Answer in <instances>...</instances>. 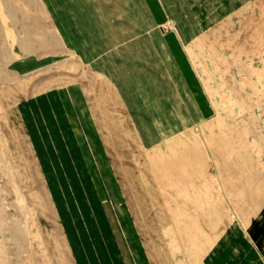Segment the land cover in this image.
I'll list each match as a JSON object with an SVG mask.
<instances>
[{
	"label": "rangeland",
	"instance_id": "rangeland-1",
	"mask_svg": "<svg viewBox=\"0 0 264 264\" xmlns=\"http://www.w3.org/2000/svg\"><path fill=\"white\" fill-rule=\"evenodd\" d=\"M0 264H264V0H0Z\"/></svg>",
	"mask_w": 264,
	"mask_h": 264
},
{
	"label": "bare ground",
	"instance_id": "bare-ground-1",
	"mask_svg": "<svg viewBox=\"0 0 264 264\" xmlns=\"http://www.w3.org/2000/svg\"><path fill=\"white\" fill-rule=\"evenodd\" d=\"M28 50H29V49H28ZM31 205H32V204H31ZM33 206H35V205H33ZM32 214H33V213H32ZM31 219H32V218H31ZM31 221H32V220H31ZM31 221H30V222H31ZM31 223H32V222H31ZM32 236H34V235H32ZM35 237H36V236H35Z\"/></svg>",
	"mask_w": 264,
	"mask_h": 264
}]
</instances>
